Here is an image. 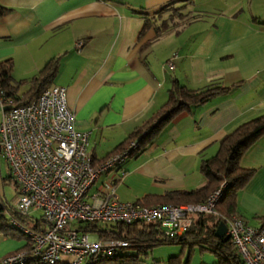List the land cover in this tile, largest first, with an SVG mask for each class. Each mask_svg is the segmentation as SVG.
<instances>
[{
    "label": "crops",
    "instance_id": "obj_1",
    "mask_svg": "<svg viewBox=\"0 0 264 264\" xmlns=\"http://www.w3.org/2000/svg\"><path fill=\"white\" fill-rule=\"evenodd\" d=\"M169 1L0 0L8 8L0 15V59L11 57L13 71L20 69L14 78L20 79L58 57L53 84L66 86L75 126L89 130L87 151L97 162L158 110L173 78L189 88L210 83L229 87L176 114L114 171L98 175L87 195L110 181L122 200L198 187L206 182L200 160L215 155L226 132L264 113V0H193L180 10L184 16L158 32L156 26L169 11L159 16L154 11ZM146 18L150 24L144 28ZM239 163L254 174L238 191V211L249 224L260 226L264 133ZM17 189L16 198L18 184ZM16 200L10 204L0 196L7 207ZM37 211L25 222L34 226L41 214ZM1 213L7 218L10 211ZM26 243V237L0 228V258ZM179 250L165 249L144 264L164 262ZM197 251L191 264L196 253V264H216L212 253ZM70 259L63 254L57 264Z\"/></svg>",
    "mask_w": 264,
    "mask_h": 264
},
{
    "label": "built area",
    "instance_id": "obj_2",
    "mask_svg": "<svg viewBox=\"0 0 264 264\" xmlns=\"http://www.w3.org/2000/svg\"><path fill=\"white\" fill-rule=\"evenodd\" d=\"M66 92V86L51 84L32 100L14 104L0 89V157L19 185L13 208L23 216L41 211L37 227L9 214L10 226L28 237L29 246L3 256L0 264H29L35 259L57 264L63 254L71 256L70 264H83L92 254L108 256L129 245L127 239L101 238L82 229L86 222L144 220L156 223L165 237H173L187 229L192 213L218 214L214 204L223 184L197 204L122 200L113 181L87 195L96 177L116 169L137 141L130 140L94 164L87 151L89 130L76 128ZM225 225L244 264H264V226H253L236 214L225 217Z\"/></svg>",
    "mask_w": 264,
    "mask_h": 264
},
{
    "label": "trees",
    "instance_id": "obj_3",
    "mask_svg": "<svg viewBox=\"0 0 264 264\" xmlns=\"http://www.w3.org/2000/svg\"><path fill=\"white\" fill-rule=\"evenodd\" d=\"M192 2L193 0H171L155 10L154 12L158 16L163 11H169L168 15L156 26L157 31L168 28L175 23L176 18L184 16L186 12L180 10ZM7 10L6 6L0 4V15ZM149 24L150 20L146 18L143 27H148ZM13 67L14 61L11 57L0 59V89L14 104H21L37 97L46 86L53 84L58 71L59 60L57 56H52L44 62L37 72L20 79L14 78ZM228 90V86H221L217 83L189 88L178 79L173 78L167 90L166 101L148 120L131 131L111 152L124 147L130 140L134 139L137 141V146L132 150L133 154L150 142L176 114L189 109L192 104L204 103L212 96ZM263 133L264 113L247 119L226 132L218 142L215 155L212 158L200 160L199 169L206 177L204 184L190 189H170L161 194H147L135 199L142 204L204 203L212 191L223 184L221 193L214 204L218 214L206 211L192 213V221L187 229L173 237H165L156 223L144 220H135L129 223L124 221L86 222L82 229L95 232L101 238L127 239L129 245L121 247L108 256L92 254L83 264H144L143 254L147 255L149 249L163 243H176L180 246V250L170 255L166 261L155 260L154 264H191V257L195 249L199 252L208 251L212 253L216 258V264H244L228 236L225 233L223 235L217 234L216 228L220 222L225 223V217L232 214L242 217L247 222L238 211V191L250 180L254 174V169L241 166L239 160L242 154ZM93 162L94 164L97 163L94 157ZM8 176L12 177L10 172ZM14 181L18 184L16 180ZM8 207L0 201V220L2 221L0 228L5 233L26 237L27 243L23 247L29 246L28 237L3 221L5 216L1 212L7 208L10 213L15 214L22 221L30 219L18 214L13 206ZM39 219L41 221V218L35 220V227L40 224ZM262 220L260 226H264V217ZM32 262L40 263L36 259L30 263Z\"/></svg>",
    "mask_w": 264,
    "mask_h": 264
},
{
    "label": "rangeland",
    "instance_id": "obj_4",
    "mask_svg": "<svg viewBox=\"0 0 264 264\" xmlns=\"http://www.w3.org/2000/svg\"><path fill=\"white\" fill-rule=\"evenodd\" d=\"M15 70L16 71L12 72L13 76L17 75V77H19L18 75H20L19 74L20 69L18 68ZM0 115H1V109H0ZM110 171H114V169ZM8 173H9V167L6 161L0 157V196L3 199H6L10 204H13V202L17 199L16 190L18 189H17V184L15 183L14 179L12 177H9ZM39 212L40 211H37L36 213L39 214ZM3 221L9 223V217L4 218ZM179 247L180 246L176 243L158 244V245L153 246L151 249H149V253L147 255L143 254V257L145 259V262H148V261L151 262L152 257H156V255H159L161 252L164 253L165 249H170V248L179 249ZM129 251H131V249H129ZM198 256L199 254L196 253L192 259V264H196L197 261L200 260Z\"/></svg>",
    "mask_w": 264,
    "mask_h": 264
},
{
    "label": "water",
    "instance_id": "obj_5",
    "mask_svg": "<svg viewBox=\"0 0 264 264\" xmlns=\"http://www.w3.org/2000/svg\"><path fill=\"white\" fill-rule=\"evenodd\" d=\"M226 231V225L223 222H220L216 228V233L219 235H223Z\"/></svg>",
    "mask_w": 264,
    "mask_h": 264
}]
</instances>
